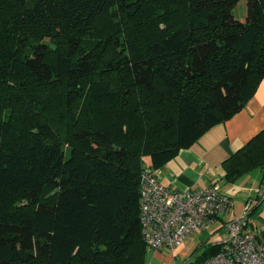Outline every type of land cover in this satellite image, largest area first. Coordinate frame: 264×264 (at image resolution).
<instances>
[{
	"label": "trees",
	"instance_id": "obj_1",
	"mask_svg": "<svg viewBox=\"0 0 264 264\" xmlns=\"http://www.w3.org/2000/svg\"><path fill=\"white\" fill-rule=\"evenodd\" d=\"M238 2L0 0V264H147L143 170L232 118L264 78V0H246L244 21ZM255 168L264 131L224 180Z\"/></svg>",
	"mask_w": 264,
	"mask_h": 264
},
{
	"label": "crops",
	"instance_id": "obj_2",
	"mask_svg": "<svg viewBox=\"0 0 264 264\" xmlns=\"http://www.w3.org/2000/svg\"><path fill=\"white\" fill-rule=\"evenodd\" d=\"M264 131V78L245 107L232 118L207 131L196 143L179 151L177 156L158 170L159 181L177 191L215 186L230 197L233 207L206 232H195L174 252L199 255L207 246L223 239L226 223L243 213L247 200L252 201L249 229L264 241V198L256 191H264V168H255L234 183L224 180L223 163ZM188 247L191 250H188ZM191 256V255H190Z\"/></svg>",
	"mask_w": 264,
	"mask_h": 264
},
{
	"label": "built area",
	"instance_id": "obj_3",
	"mask_svg": "<svg viewBox=\"0 0 264 264\" xmlns=\"http://www.w3.org/2000/svg\"><path fill=\"white\" fill-rule=\"evenodd\" d=\"M256 193L264 198V191ZM233 207L217 187L177 191L159 181L158 170L145 168L140 178L139 223L147 250L174 252L195 232H206ZM252 201L226 223L218 254L202 264H264V241L249 229Z\"/></svg>",
	"mask_w": 264,
	"mask_h": 264
},
{
	"label": "rangeland",
	"instance_id": "obj_4",
	"mask_svg": "<svg viewBox=\"0 0 264 264\" xmlns=\"http://www.w3.org/2000/svg\"><path fill=\"white\" fill-rule=\"evenodd\" d=\"M233 13L238 20L244 21L247 15L246 0H239L234 8ZM188 250L191 249L188 247ZM191 252H186V254L183 255L179 252L172 253L168 250H163L160 252L148 251L146 260L147 264H192L195 263L196 256H193V253L191 254ZM200 254L201 252L199 255Z\"/></svg>",
	"mask_w": 264,
	"mask_h": 264
}]
</instances>
